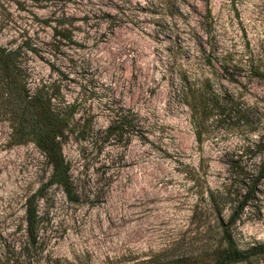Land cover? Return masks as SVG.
Returning <instances> with one entry per match:
<instances>
[{
  "label": "rangeland",
  "instance_id": "374dc122",
  "mask_svg": "<svg viewBox=\"0 0 264 264\" xmlns=\"http://www.w3.org/2000/svg\"><path fill=\"white\" fill-rule=\"evenodd\" d=\"M0 46L22 49L29 95L45 87L74 112L62 151L78 194L47 188L29 240L27 200L52 168L1 102L0 264H144L166 250L212 264L197 261L194 211L236 161H264V0H0ZM121 117L119 139L107 130ZM233 239L264 243V179Z\"/></svg>",
  "mask_w": 264,
  "mask_h": 264
},
{
  "label": "trees",
  "instance_id": "16d2710c",
  "mask_svg": "<svg viewBox=\"0 0 264 264\" xmlns=\"http://www.w3.org/2000/svg\"><path fill=\"white\" fill-rule=\"evenodd\" d=\"M208 15H211L210 12ZM208 65L215 66L211 61ZM220 68L228 74L230 70L233 71L234 66L222 64ZM23 69L22 49H8L0 46V103H16L20 110L15 119V123L19 124L17 130L27 128L32 142L45 153L48 164L52 168L48 184L28 198L26 204V232L29 240L35 243L40 218L38 202L43 198L47 188L59 186L70 202H78V194L71 177V164L62 151L66 131L72 125L74 112L68 107L61 110L53 108L51 102L54 96L45 87L37 89L34 95H29L23 80ZM231 79L234 80L233 75ZM193 98L200 102L208 100L204 95L197 98L193 96ZM127 124L126 117L118 118L112 122L107 133L121 139ZM255 151L254 157L264 154V143L255 144ZM238 163L236 161L233 166L235 180L223 186L221 190H208L205 199L210 205L205 208L198 206L193 213L192 222L200 230L207 248L205 254L197 256V261H209L212 264H251L264 258V243L242 251L233 239L243 212L256 198L258 187L264 179V161L261 169L256 173L246 164ZM226 209L231 210L229 217L224 214ZM175 251L166 250L153 256L144 264H191L188 263L186 255H174ZM171 256L177 257V262L171 263ZM53 264L63 263L60 260H54Z\"/></svg>",
  "mask_w": 264,
  "mask_h": 264
}]
</instances>
